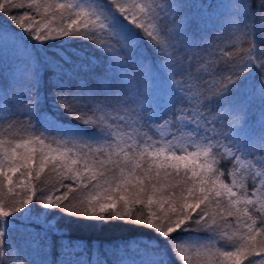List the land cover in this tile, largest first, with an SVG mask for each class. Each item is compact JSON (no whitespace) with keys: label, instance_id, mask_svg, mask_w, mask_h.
I'll return each instance as SVG.
<instances>
[{"label":"snow or ice","instance_id":"6c2138e0","mask_svg":"<svg viewBox=\"0 0 264 264\" xmlns=\"http://www.w3.org/2000/svg\"><path fill=\"white\" fill-rule=\"evenodd\" d=\"M174 7L169 0L156 4L141 3L140 0H44L43 3L40 0H27V3L24 0H0V15L38 45L66 37L80 38L92 42L104 58L102 73L94 83L88 80L65 83L58 64L41 62L27 51L19 55L23 58L21 66L14 71L8 86L14 91L12 102L20 105L24 109L23 115L30 118L39 113L41 135L64 137L63 145L72 144L73 147L77 146L76 142H82L88 151L81 148L79 159L73 158L77 153L72 148H51L40 137L17 143L14 147L10 145V150L0 152V188L7 186L11 192L14 174L23 177L26 171L30 181L34 165L38 178L51 164L61 169V174L68 172L82 178V187L77 191L88 195L82 201V211H68V206L62 202L69 199L72 186L68 185V191L62 196L48 198L43 205L45 209H59L85 220L104 221L113 217L132 220L135 208L140 216L134 222L164 238L184 264H189L186 246H195L197 257H203V264H264V227H257V221L253 219V210L259 205L260 224L264 225V116L259 131L253 130L248 126L246 111L236 99V95L242 94L241 89L246 88L249 94H258L264 100V61L256 62V57L264 56V48H257L253 43L244 50L243 63L238 65L242 72L236 79L232 78L235 73L224 70L229 74L213 79L211 85L208 80L203 81L202 87L210 95L203 92L192 95V89L185 87L184 80L176 79L187 70L180 49L172 43L176 38L175 31L161 33L153 23L168 20ZM225 7L236 9L237 16L231 24L242 25L235 28L241 33L240 38L253 35L257 16L246 0H231ZM258 7L264 9V0H259ZM25 8L34 9L40 19L30 11L14 14V10ZM40 9H43L42 14ZM259 20V27L264 29V13L259 15ZM260 43L264 44V40ZM146 52L150 54L146 55ZM253 65L260 69L261 79L256 85H242L241 78ZM41 67L52 72L51 85L56 89V103L79 124L89 126L85 128L91 129L90 134L53 131L39 108ZM220 71L216 68L208 72L209 78H214ZM4 95L8 93L0 89V103L5 102L2 100ZM185 104L187 107L183 106ZM81 109L91 113V117L84 119L82 115H74ZM112 111L124 114L111 117ZM177 124L187 132L186 137H181L187 141L184 145L165 139L167 135L175 138V133H165L163 129L175 128ZM133 125L136 127L132 133L117 138V128ZM136 128L160 130L161 139L152 140L146 132L137 134ZM100 142L104 147L93 150L91 145ZM37 143L39 148L33 146ZM2 144L0 141V146ZM191 148L195 150H189ZM105 154L107 158L101 159L100 156ZM224 158L233 163L229 172L233 177L231 185L224 183L219 167H215ZM80 160L84 161L82 169ZM145 164L148 166L144 167ZM117 170L118 177L115 175ZM242 171L252 175L253 191L250 194L244 192V177L239 176ZM161 172L165 178L173 175L176 178V183L168 184L170 192L165 193L162 187L153 183L159 182ZM101 180L104 181L102 184ZM20 183L24 184V181ZM177 188L179 195L175 191ZM31 204L33 197L29 195L10 210L0 205V258L18 260L10 247H4L5 224L8 218ZM239 204L244 205L242 215L251 223L245 222L243 235L226 247L222 240L227 233L220 231V223H228V217L239 220ZM213 205L214 210L210 212ZM45 224L47 227H42L46 235L51 232L63 236L62 230L47 219ZM192 225L206 233V241L176 238L182 232L193 231ZM228 240L232 238L228 237ZM87 249L84 241L68 239L61 244L60 258L55 264H109L107 258H101L98 249L89 260ZM105 251L111 252L110 249ZM129 261L120 255L113 264H129ZM0 264H6V261L0 259Z\"/></svg>","mask_w":264,"mask_h":264},{"label":"trees","instance_id":"16d2710c","mask_svg":"<svg viewBox=\"0 0 264 264\" xmlns=\"http://www.w3.org/2000/svg\"><path fill=\"white\" fill-rule=\"evenodd\" d=\"M24 2L27 3V0ZM40 2L43 3L44 0H40ZM56 2H65V0H56ZM140 2L156 4L163 3L164 0H140ZM169 2L175 5L171 10L169 19L162 22L153 21V23L156 24L161 33L175 31L176 38L172 43L180 49V55L183 57L187 70L178 75L176 79H183L185 87L192 89V95L198 92L210 95L211 93L202 87L203 81L208 80L211 85L213 79H220L229 74L228 71L224 70L235 73L236 75H233L232 78L236 79L242 72L238 65L243 63L244 50L252 47L253 43L256 44L257 48H264V44L260 43L261 40H264V29L259 27V15L264 13V9L258 7L259 0H246L249 7L256 13L257 19L254 21L255 32L245 39H241V33L235 31L236 27H242V25L231 24V21L237 16L236 9L225 7L231 0H169ZM25 11H30L31 14L36 15L38 20L40 19V15H37L34 9H18L14 10V14L19 15ZM40 13H43V9H40ZM161 15L163 14L161 13ZM145 23L147 26L148 21L145 20ZM0 37H2L0 40V89H4L8 93L2 97L5 102L0 103V141L3 142L0 146V152L9 149L10 145L14 147L17 143L25 140L31 142L36 137H40L44 140L45 145L51 148L58 146L72 148L73 152L77 153L73 158L79 159L80 149L83 148V151L87 152V147H84L82 142H76V147H73L72 144L63 145L65 138L55 134L45 133L41 135L39 113L33 114L31 118L23 115L24 109L12 102L14 91L8 86L12 83L14 71L21 66L23 58L19 55L24 51L29 52L34 59L41 62L46 60L58 64L64 73L65 83H76L80 80H88L94 83L104 67L103 55L93 46L92 42L80 38L70 39L66 37L45 42L43 46H40L4 15H0ZM186 45L193 46L189 48ZM145 54L149 55L150 53L146 52ZM93 60H95L94 64L91 63ZM189 60L191 61L190 64ZM261 61H264V56L256 57L257 63ZM216 68L222 71L216 73L214 78H209L208 72ZM260 79V69L253 65L251 71L241 78L240 83L242 85H256ZM51 82L52 72L41 67L38 89L41 97L39 108L45 118L48 119L53 131H61L66 134H90L91 129L85 128L89 126L79 124V121L74 120L72 115L67 114L56 103V89L51 85ZM72 90L75 91V89ZM215 90L213 88V91ZM241 93L240 95L235 93L233 95H236L237 101L242 104L246 111L248 126L258 132L261 118L264 116V100L258 94H249L246 88H242ZM183 106L187 107V104ZM123 114V112L116 111L109 113L111 117ZM74 115H82L84 119L91 117V113L82 109L77 110ZM99 115L100 113H97V116ZM162 122L160 121V123ZM134 127L136 126L117 128V138L132 133ZM140 132H146L152 140L160 141L161 139L160 130L155 128L151 131L147 128H136V133ZM163 132L175 133V138L172 135L165 137V139L172 140L174 144L184 145L187 143L185 139H181L182 136H187V132L182 131L179 124L172 129L165 128ZM125 139L127 140L126 135ZM128 143H131V140H128ZM33 146L39 148L38 143L33 144ZM91 147L96 150L104 147V144L103 142L93 143ZM100 158L106 159L107 154L100 156ZM83 163V160L79 161L81 169ZM147 166V164L144 165V167ZM215 167H219L222 173L220 178L224 183L231 185L233 177L229 175V172L233 168V163L230 162L229 158H224ZM36 170L34 165L33 176L30 181L26 171L23 177L19 173L14 174L11 192L7 186L0 188V205L4 206L5 210L19 206V201L29 195L33 197V204L23 209L21 213H16L13 217L8 218L5 224L7 234L4 237V247H10L12 254L18 256V260L0 258L4 259L6 264H41L42 261L55 264L60 258L61 244L68 239L84 241L88 246L87 256L89 260H91L92 253L98 249L101 258H107L109 264H113L120 255L130 260L129 264H184L183 259L172 252L164 238L145 225L134 222L140 216V212L136 211L135 208V216L132 220H120L113 217L104 221L85 220L82 217L69 216L67 212H61L59 209H45L43 205L48 202L49 197L55 199L57 195L62 196L64 191H68L66 186L71 185L69 199L62 202L68 206V211H82V201L85 200L88 193L77 191L78 187H82L80 183L82 178L74 177L68 172L61 174L62 170L54 168L51 164L45 167L38 178L35 176ZM115 175L117 177L120 175L118 170ZM239 176L244 177V192L250 194L253 191L252 175L242 171ZM22 180L24 184L20 183ZM29 182L30 187L28 186ZM103 182V180L100 181L101 184ZM153 183H156L158 188L162 187L167 193L171 191L168 184L176 183V178L174 175L165 178L161 172L159 182L153 181ZM175 191L179 195L180 189L177 188ZM252 198L255 199L256 197ZM226 202L227 198L224 200L225 206H227ZM214 207V205L210 206L209 211L213 212ZM237 207L241 210L239 220L228 217V223H220V231L227 233V236L222 240V244L226 247L243 235L245 222L251 223L242 215L244 205L239 204ZM258 208L259 205H257ZM257 209L253 210V219L257 221V227H264L260 224L261 213ZM233 212L235 213V208ZM216 218L219 220V217ZM46 219L62 230V237L51 232L45 234L42 226L47 227ZM192 227L193 231L182 232L176 238L206 241V233L202 230H196L195 225ZM228 237H231L232 240H228ZM106 249H110L111 252L106 253ZM229 250L232 249L229 248ZM185 256L189 258V264H203V257H197L195 246H186Z\"/></svg>","mask_w":264,"mask_h":264},{"label":"rangeland","instance_id":"374dc122","mask_svg":"<svg viewBox=\"0 0 264 264\" xmlns=\"http://www.w3.org/2000/svg\"><path fill=\"white\" fill-rule=\"evenodd\" d=\"M117 132V131H116Z\"/></svg>","mask_w":264,"mask_h":264}]
</instances>
